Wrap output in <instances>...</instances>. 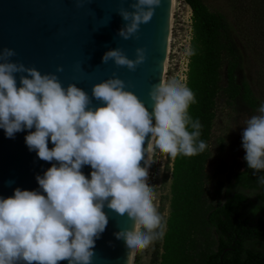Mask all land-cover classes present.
Instances as JSON below:
<instances>
[{
    "label": "clouds",
    "instance_id": "obj_1",
    "mask_svg": "<svg viewBox=\"0 0 264 264\" xmlns=\"http://www.w3.org/2000/svg\"><path fill=\"white\" fill-rule=\"evenodd\" d=\"M160 2L135 0L133 11L120 9L128 23L118 34L125 40L135 35ZM136 52L135 61L119 49L101 60L134 71L145 59L143 49ZM15 55L0 49V129L9 139L27 130L28 150L51 166L35 177L38 190L15 188L0 197V264H92L95 242L109 222L105 208L131 221V228L113 235L132 264L165 234L148 183L153 157H191L207 149L202 125L188 111L196 103L193 91L176 79L154 85L149 111L118 78L94 84L89 96L75 84L63 86L53 73L13 62ZM241 146L252 174L264 172V104L244 122ZM257 182L264 185V176Z\"/></svg>",
    "mask_w": 264,
    "mask_h": 264
},
{
    "label": "trees",
    "instance_id": "obj_2",
    "mask_svg": "<svg viewBox=\"0 0 264 264\" xmlns=\"http://www.w3.org/2000/svg\"><path fill=\"white\" fill-rule=\"evenodd\" d=\"M191 12V39L185 84L196 103L189 115L202 125L200 139L207 149L195 156L178 155L170 168L169 213L161 253L155 264H264V218L255 223L241 215L247 198L233 189L258 191L259 209H264V185L243 159V170L227 186L218 201L221 182L204 172L208 159L210 128L218 106L236 116L257 111L259 100L244 75V53L264 55V0H183ZM216 2L223 6L216 5ZM261 41V42H260ZM226 144L220 143V149ZM219 172L223 170L220 164ZM257 208L255 213L260 210ZM158 261V262H157Z\"/></svg>",
    "mask_w": 264,
    "mask_h": 264
},
{
    "label": "water",
    "instance_id": "obj_3",
    "mask_svg": "<svg viewBox=\"0 0 264 264\" xmlns=\"http://www.w3.org/2000/svg\"><path fill=\"white\" fill-rule=\"evenodd\" d=\"M133 3L135 0H0V49L14 50L13 62L42 74L53 73L63 86L75 84L89 96L94 84L118 78L125 90L151 111L148 93L161 83L172 0H161L151 21L141 24L138 32L125 40L118 32L128 22L119 10L131 12ZM111 49H119L133 61L136 50L143 49L145 59L134 71L112 60L102 62V55ZM58 66L62 72L56 71ZM26 134L27 130L21 131L9 139L0 129V197L11 196L15 188L38 190L35 177L51 166L28 150ZM82 171L88 176L91 169L85 166ZM104 211L109 222L95 242L92 264H126L124 242L113 234L131 228V221L107 208Z\"/></svg>",
    "mask_w": 264,
    "mask_h": 264
},
{
    "label": "rangeland",
    "instance_id": "obj_4",
    "mask_svg": "<svg viewBox=\"0 0 264 264\" xmlns=\"http://www.w3.org/2000/svg\"><path fill=\"white\" fill-rule=\"evenodd\" d=\"M216 5L223 6L220 2H216ZM190 18L191 12L189 7L184 4L183 0L178 1L173 13L167 67L163 74L164 81L176 79L184 84L186 82L191 39ZM244 56V75L249 81L261 106V104H264V55L253 56L248 54L246 50ZM255 114H257V111L236 116L229 108L222 105L218 106L216 110V115L210 128L208 159L204 173L208 177L216 174L215 179H219L221 182L219 202H222L225 191L228 188L227 186H231L234 183L235 174L243 170L245 152L241 146V132L244 122ZM221 142L223 145L224 143L226 144L225 148L220 149ZM153 160L155 162L149 169L148 183L153 189L154 204L158 212L166 220L169 213V185L172 158L157 153L153 157ZM220 164H223V170L219 172L218 167ZM233 190L244 194L247 198L245 207L241 211L243 217L248 218L250 223H255L253 214H256V217L264 218V209H259L260 204L257 199V190L240 187H236ZM257 208L260 211L255 213ZM251 247L264 250V246L259 243H255ZM156 249L158 254L161 253L160 243L156 245L155 241L147 249L136 254L133 264H155L153 263V255Z\"/></svg>",
    "mask_w": 264,
    "mask_h": 264
},
{
    "label": "bare ground",
    "instance_id": "obj_5",
    "mask_svg": "<svg viewBox=\"0 0 264 264\" xmlns=\"http://www.w3.org/2000/svg\"><path fill=\"white\" fill-rule=\"evenodd\" d=\"M178 1H182V0H172V6H171V15H170V24H169V31H168V38H167V45H166V51H165V58H164V65H163V71H162V78H161V82H163L164 80V72L166 70L167 67V55L169 52V43H170V36H171V28H172V24H173V13L176 9V6L178 4ZM133 264V261H132Z\"/></svg>",
    "mask_w": 264,
    "mask_h": 264
}]
</instances>
